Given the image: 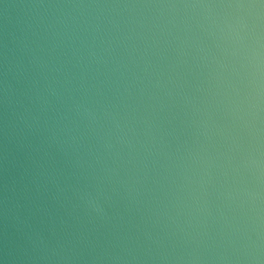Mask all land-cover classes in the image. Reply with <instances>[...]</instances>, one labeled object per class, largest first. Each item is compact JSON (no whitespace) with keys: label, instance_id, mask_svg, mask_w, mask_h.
<instances>
[{"label":"water","instance_id":"water-1","mask_svg":"<svg viewBox=\"0 0 264 264\" xmlns=\"http://www.w3.org/2000/svg\"><path fill=\"white\" fill-rule=\"evenodd\" d=\"M0 264H264V0H0Z\"/></svg>","mask_w":264,"mask_h":264}]
</instances>
